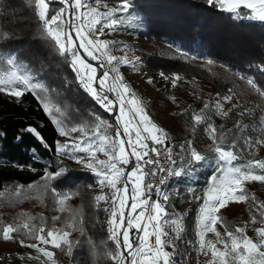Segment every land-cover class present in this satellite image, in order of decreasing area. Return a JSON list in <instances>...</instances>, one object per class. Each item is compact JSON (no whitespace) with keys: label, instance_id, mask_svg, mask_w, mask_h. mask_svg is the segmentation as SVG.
I'll list each match as a JSON object with an SVG mask.
<instances>
[{"label":"trees","instance_id":"obj_1","mask_svg":"<svg viewBox=\"0 0 264 264\" xmlns=\"http://www.w3.org/2000/svg\"><path fill=\"white\" fill-rule=\"evenodd\" d=\"M91 3L119 5L118 0H98V3L97 0H92ZM61 7L63 5L59 0H54L50 5V14L59 11ZM131 10L139 16L138 25L142 28L140 33L145 38L165 39L180 46L176 59L163 54L159 60L155 59L156 56H147V62L162 63L166 72L179 77L176 80L184 84L193 82L208 89L207 99L200 108L194 103L170 113L167 115L169 122L159 127L171 138L172 147L178 155L175 165L181 168L186 164V153L179 145L187 146L188 142L206 157L215 155L210 150L212 140L205 130L206 123L194 125L192 114L200 113L206 103L217 98V93L221 97L231 94L233 98L224 101L227 106L225 113L228 115L220 116L218 122L214 123L213 112H208L209 122L223 133L225 145H231L235 140V152L238 155L235 164L241 163L243 156L252 159L253 150H249L245 141L249 136L255 140L254 127L264 120V98L241 77L254 78L264 88V71L260 70L264 65V22L233 19L227 12L210 7L207 0H132ZM8 55H15L17 63L25 66L43 85L44 91L40 94L47 97L50 107L59 106L61 109L58 119L72 125L88 124L86 129L91 134L95 125L92 114L95 113L104 122L113 125L107 133L113 137V115L100 108L79 86L69 60L57 52L54 42L44 34L35 15L34 0H0V57ZM208 60L213 63L209 65ZM7 67L6 61L0 59V69L6 71ZM18 104L23 107L26 118L14 114L0 115V191L8 186L16 189L17 186H23V189L19 196L15 191L10 199L2 198L1 213L13 216L14 208L22 205L23 212L18 213V221L32 223L37 227L43 222L56 229L64 228L66 220L73 224L78 219V227L71 230V234L76 233V236L69 239L72 242L71 254L66 246L63 250L51 246L49 251L53 253L50 259L52 264H115L109 255L116 250L109 239V216L103 210L108 205L103 201L97 205L94 197L98 194L85 190L91 183V170L73 167L59 158L55 151V141L61 142L63 138L59 136L56 126L44 113L34 95L26 93ZM246 109L247 113L241 116L240 113ZM30 126L38 130L44 141L51 145V149L46 148L36 136L27 131ZM74 154L84 157L80 152ZM58 168L65 169L64 174L49 183L61 193L74 194L65 202L66 213L54 211L57 201L42 179L46 172H54ZM213 174L214 163L203 167L195 166L190 176L172 177L167 183L171 193H174L176 200H181V206L185 210V215L179 222V241L182 246L176 254V264H197L198 258L203 256L198 252L194 241L196 216L200 207L196 197H203ZM245 187L249 193L262 188L258 182L247 183ZM110 191L102 188V193ZM243 202L245 201L230 202L217 215L230 228H242L243 220L241 221L236 211L230 214L229 210L232 205ZM261 204H264V199H261ZM55 214L58 219L53 221ZM16 223L19 225L21 222ZM257 224L258 222L253 223V227L256 228ZM216 227L223 233L224 229L219 224ZM208 235L209 233L206 240L210 239ZM20 240H24L25 244L37 243L20 232L12 241L0 239V251L14 254L17 246L18 250L28 252L31 248L18 245ZM176 250L178 252L179 249Z\"/></svg>","mask_w":264,"mask_h":264},{"label":"snow or ice","instance_id":"obj_2","mask_svg":"<svg viewBox=\"0 0 264 264\" xmlns=\"http://www.w3.org/2000/svg\"><path fill=\"white\" fill-rule=\"evenodd\" d=\"M53 2L54 0H34L35 15L46 37L54 42L57 52L70 61V67L82 89L100 108L113 115L115 136L107 134L113 125L107 124L95 113L92 114L95 125L91 134L85 133L88 124L72 125L58 119L60 107L49 106L47 97L40 94L44 91L43 85L25 66L17 63L15 55L0 57L8 66L6 71L0 69V93L10 95L18 102L26 93L34 95L44 113L56 126L59 136L74 141L71 144L55 141L57 155L70 156L91 170L95 185L89 187L100 186L111 190L109 193L95 196L94 200L97 205L102 201H111L107 224L109 239L116 248L114 252L109 253L115 264H176L175 241L168 236L164 227L170 220L167 212L170 196L164 190L168 183L167 178L190 176L195 166L203 167L212 163L215 164L218 174L210 177L203 197H196L200 204L196 233L197 250L209 257L208 264H264V228L256 230L261 238L258 244L247 237L243 228H230L223 218L217 215L220 209L227 207L230 202H246L249 198L255 200L246 190L247 183H264V160H248L242 165H236L234 162L237 161L238 155L235 152V140L231 145H225L223 133L209 122L208 112L228 115L220 111L221 100H231L232 95L221 97L217 93V98L211 103H206L200 113L192 114L194 125L206 123L205 130L212 140L210 150L214 151L215 155H202L191 146V142H188L187 146L181 144L179 147L186 153V164L177 170L170 147L166 143L167 134L150 120L141 102L126 85L116 77L110 78V72H116L117 65L132 62L109 54L110 50L116 47L115 42L91 38L98 33L103 34L105 29L117 32L122 25L131 27L140 19L138 15L129 14L132 0H118L119 6L105 13H99L97 8L89 7L92 0H59L63 7L50 14V5ZM207 4L227 12L233 19H255L264 22V0H207ZM77 20L80 21L79 24L76 23ZM97 53L106 56V60H100ZM86 60L96 62V65ZM207 63L210 65L213 61L208 60ZM132 66L135 69V63ZM260 70L264 71V65ZM161 76L164 74L161 73ZM178 78L174 74L173 86ZM241 78L264 98V88H261L254 78ZM231 91L230 89L229 93ZM246 113L247 109L240 115ZM261 127H264V122ZM27 131L36 136L46 148L51 149V145L44 141L36 128L30 126ZM77 131L85 134L81 138L71 137V133ZM261 142L264 141L259 138L253 141L249 136L245 144L251 151L256 143ZM75 152L85 153L86 156L77 157L73 155ZM97 152L107 159H98ZM129 165L132 167L128 168ZM64 172L65 169L58 168L54 172H46L42 178L61 211L65 202L74 194L61 193L49 182L62 176ZM121 182L122 187H118ZM22 189L23 186H17L18 196L22 194ZM4 195L5 192L0 191V197ZM153 195L155 200L152 199ZM161 200L164 201L163 205ZM256 203L259 222L264 223V210H259L264 209V204L259 201ZM103 210L108 212L109 208ZM52 219L55 221L58 217ZM41 220L43 221V218ZM251 222L256 223L257 216H252ZM217 224L224 229L223 233L217 229ZM78 225V219L73 224H66L62 229L48 227L43 222L39 227L32 223H24L22 226L6 224L0 227V239L12 241L16 234L24 232L37 243L25 244L24 240H20L21 246L36 249L44 257L51 259L53 253L47 250L48 245L61 250L66 246L71 254L72 242L68 236ZM133 232L136 235L135 240L132 239ZM207 233H212L215 241L206 240ZM153 237L154 244L150 243ZM216 244H222L223 250L217 248ZM168 247H171L173 252L166 251ZM31 258L29 256V259Z\"/></svg>","mask_w":264,"mask_h":264},{"label":"rangeland","instance_id":"obj_3","mask_svg":"<svg viewBox=\"0 0 264 264\" xmlns=\"http://www.w3.org/2000/svg\"><path fill=\"white\" fill-rule=\"evenodd\" d=\"M118 6L119 5L109 6L105 3H101L99 5L94 3L89 4V7L97 8L99 13L108 12L111 9ZM79 11L80 10L77 11V15H79ZM129 14L132 16H136L132 10H130ZM250 20L259 21L255 19H250ZM138 22L139 19L136 20L131 27L122 25L120 27V30L117 32H110L108 29H105L103 34L98 33L96 36H93L91 38L99 39L103 41L115 42L116 47L112 48L109 54L116 56L117 58L127 59L130 62H132L129 64L117 65V71L114 73L110 72L109 74L110 78L112 77L118 78L120 82H122L130 89V91L135 95V97L141 102L146 115L159 128L161 125L163 126L166 125L167 121L169 122L167 115L170 113H173L182 108H186L189 105H194V103H196V106L200 108L207 99L208 89L205 86H201L193 82L184 84L176 79H175V86H173L174 75H170V73L166 72L164 65L162 63L156 64L153 62H147L146 60L147 58L145 57L156 56L155 59L159 60L161 59L163 54H165V56H167L170 59L173 58L176 59L175 58L177 55L176 52L178 49H180V46L176 43H171L170 41H166L165 39L153 40L150 38H145L140 33L141 32L140 29L142 28L138 25ZM76 23L79 24L80 21L77 20ZM97 55L100 60H106V56H100L99 53H97ZM179 60H186V59L179 58ZM86 62H91L93 63L94 66L96 65V62L94 61L86 60ZM133 63H135V69L132 66ZM161 73H163L164 76H161ZM193 107L195 109V106ZM226 109L227 106L225 102L221 100V109H220L221 113H225ZM1 114H14L18 117L26 118V114L23 107L18 104L17 100L14 97L7 95L5 93H0V115ZM222 115L223 114H216L215 112H213L214 123H217L219 117ZM262 122H264V120H261L259 124L254 127L255 128L254 131L256 132L254 141H256L258 138L261 141H264V127H261ZM133 126H135V124H133ZM85 133L89 134L87 132V129H85ZM85 133H81L80 131H77L75 133H71V137L81 138ZM114 136H115V132L113 134V137ZM167 137L171 141V138L168 135ZM62 138L63 140L60 143L67 142L71 144L74 142L72 139H69L68 137H62ZM80 153L83 154L84 157L86 156L85 153L82 152ZM73 155L75 154L73 153ZM96 156L98 159L101 160L107 159L102 153L99 152L96 153ZM177 156H178L177 153L173 149L172 160L174 162L177 160L178 158ZM251 156L252 159H246L243 156L242 162L239 163L238 165H242L248 160H264V142L256 143L254 145V149L252 151ZM59 158L72 164L73 167H78V168L84 167L83 164L77 163L76 160L70 158V156H59ZM175 167L177 168V170L180 169L179 165H175ZM91 173H92V178H91V183L89 185H95V177L92 171ZM215 174L218 173H216L215 171ZM258 183L260 184V182ZM122 184L123 182H121V184L118 185V187H122ZM89 185L87 186V188H85L86 192L91 194H98V195L102 193V187L100 186L89 187ZM261 186L262 188L260 189V191H254L253 193H251L255 197V200L250 198L246 202L241 203L240 205H232L233 206V207L231 206L232 209L229 210L230 214H232L235 211L237 212L241 221L243 220L242 228L244 229L245 234L247 235L248 238L252 239L254 242L258 244L260 243L261 238L257 235L256 230L259 228H264V223L259 222V211H258V205L256 203V201L261 202V199H264V183H261ZM164 190L168 192L170 196V201L167 206V212L169 214L170 220L164 227H165V231L168 233V236L175 241V254H178L182 246L179 239H177V237L180 238L179 222H180V218L185 215V210L181 206V200L175 199L174 193H171V188L169 186L166 185ZM15 191L16 188L14 186H8L3 191L5 192V195L3 197H0V201L6 198L10 199V197L14 195ZM110 203L111 201L105 202V204L108 205L109 208L108 216H110ZM160 203L163 205L164 201L161 200ZM21 206L22 205H17V207L14 208L13 212H15V215L13 216L2 214L0 211V227H2L8 222H10L11 224H17L16 222H21L19 225L21 226L23 225L24 224L23 221L21 220L18 221L20 219L19 218L20 214L18 213L23 212ZM259 210H264V209H259ZM54 211L60 213L61 210L58 204L54 207ZM63 212L65 213L67 212L65 205ZM252 216H257L258 224L256 228L253 227V223L251 222ZM54 217H57V214H55ZM196 218H197L196 233H197L198 213ZM60 224H63V222H60ZM66 224H71V221L66 220L64 226ZM245 225H247V227H245ZM73 236H76V233L71 234L70 231L68 239H70ZM208 238L215 241V237L212 233H209ZM132 239L133 240L136 239L135 232H133ZM194 241L197 245L198 243L197 235ZM150 243L152 244L155 243L154 237L153 239H151ZM19 244L20 243H18V245ZM50 247L51 245L46 246L48 251ZM216 247L223 250L222 244H216ZM176 248L179 249L178 252ZM15 249L16 250H14L15 251L14 254L8 253L7 251H0V264H52L50 259L44 257L43 254L37 252L36 249L31 248L27 250L28 252L18 250L17 246ZM165 250L169 252H173V249L171 247H168ZM29 256H31L32 258L29 259ZM208 260L209 257H205L203 255L202 257L198 258L196 263L208 264Z\"/></svg>","mask_w":264,"mask_h":264},{"label":"built area","instance_id":"obj_4","mask_svg":"<svg viewBox=\"0 0 264 264\" xmlns=\"http://www.w3.org/2000/svg\"><path fill=\"white\" fill-rule=\"evenodd\" d=\"M166 143H167V144H168V146L170 147V151H171V157H172V155H173V148H172L171 141H170V139H169L168 137H167ZM167 179H168V181H169V179H170V178H167ZM152 199H153V200H155V199H156L155 195H153ZM152 239H153V238H152Z\"/></svg>","mask_w":264,"mask_h":264}]
</instances>
